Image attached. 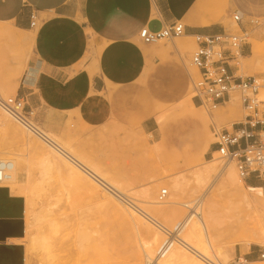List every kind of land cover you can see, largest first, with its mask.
Wrapping results in <instances>:
<instances>
[{
	"label": "rangeland",
	"instance_id": "obj_1",
	"mask_svg": "<svg viewBox=\"0 0 264 264\" xmlns=\"http://www.w3.org/2000/svg\"><path fill=\"white\" fill-rule=\"evenodd\" d=\"M229 23L233 24L232 20ZM262 27L264 19L251 20L247 24L248 37L258 35L254 46L249 39L246 40L251 47L250 54L235 61L239 69L237 75L249 77L262 73ZM230 34H239V29L235 26ZM181 37L154 44L158 50L168 48ZM186 41L187 48L180 54L181 58L170 50L162 58L158 57L154 65L145 68L143 76L136 82L134 96L126 104L129 114L126 121L89 128L69 119L63 128L55 131L38 119L33 120L37 129L47 131L51 137L56 136L71 151L99 169L105 178L138 204L136 206L142 207L148 214L145 217L140 215L142 212L138 208L134 207L135 211L124 205L141 225L126 221L104 204L103 196L107 193L98 183L80 173L88 187L68 177V172L56 160L63 159L56 153H53L49 165L43 164L45 151L51 152L49 147L10 116H4L0 109V158L11 159L17 165L18 186L9 195L19 197L23 209L22 219L0 221L11 222L19 233L16 238L22 240L17 244L24 251V264H168L164 256L156 258L159 247L154 254L153 251L149 254L151 240L147 229L151 227L160 235L162 244L164 236L158 223L172 229L186 216L183 206L195 200H199L200 206L194 215L188 216L187 226L180 235L190 248H208L210 245L208 250L215 256L210 253V256H203L221 264H264L260 258L251 262L237 255L238 250L243 254L250 245L257 250L264 249V178H251L253 186L238 178L241 184L237 189H221L219 174L228 167L236 176L237 173L233 162L226 163L217 153L213 154L215 140L210 132L212 126L230 131L232 123L243 121L244 111L237 94L231 95L228 102L235 101L225 102L212 111L197 108L195 103L196 108L193 107L192 100L186 104V96L189 100L192 97L190 79L197 78V70L190 62L197 45L194 38ZM137 44L144 45L139 40ZM32 49L30 37L13 36L6 28L0 27L1 98L16 96L19 80L33 58ZM152 69H159L160 75L153 77ZM146 112L153 113L150 118L155 121L157 129L154 139L141 131L140 124ZM32 141L43 149L34 147ZM207 167L213 168L212 172L202 186L196 185L195 174ZM176 179L182 184L181 194L170 190ZM163 189L167 196L159 202L158 194ZM144 190L148 191L150 203L141 200ZM170 195L178 203L153 213L156 206H167L164 204ZM3 199L0 195V214L7 213ZM245 199L250 208L245 206ZM208 205L218 219L209 225L201 222ZM31 235L41 237L45 243H39V239L38 245L31 247ZM173 246L182 250L178 245ZM184 253L193 260L190 254Z\"/></svg>",
	"mask_w": 264,
	"mask_h": 264
},
{
	"label": "crops",
	"instance_id": "obj_2",
	"mask_svg": "<svg viewBox=\"0 0 264 264\" xmlns=\"http://www.w3.org/2000/svg\"><path fill=\"white\" fill-rule=\"evenodd\" d=\"M234 12L241 14L240 24L229 23ZM31 14L36 27H30ZM259 19H264V0H0V27L13 36L30 37L33 48L16 96L25 100L35 121L55 131L69 119L89 128L126 121L136 82L158 57L172 50L181 58L187 39L231 33L235 26L245 30L249 21ZM176 22L183 25L184 35L170 47L137 44L142 28L154 32ZM250 50L243 45L241 56ZM229 71L237 75L239 69L230 66ZM151 75L159 76L160 70L152 69ZM152 112L143 115L140 127L154 139ZM246 183L253 186L251 179ZM19 199L7 191V213L0 218L22 219ZM10 238L7 234L0 247L14 253L19 245L9 243ZM258 252L250 245L237 255L254 262ZM20 256L18 264H24L23 249Z\"/></svg>",
	"mask_w": 264,
	"mask_h": 264
},
{
	"label": "built area",
	"instance_id": "obj_3",
	"mask_svg": "<svg viewBox=\"0 0 264 264\" xmlns=\"http://www.w3.org/2000/svg\"><path fill=\"white\" fill-rule=\"evenodd\" d=\"M234 24H240L242 16L239 12L231 15ZM37 19L30 16V27H36ZM184 35V27L176 22L159 31H149L142 28L137 37L142 44L148 45L163 40H170ZM248 33L239 30V34L220 33L212 36H195L197 45L191 57V65L197 70V78L191 81V100L198 108L212 111L228 102L231 95H238L244 111L241 123L233 124L231 130L217 129L212 126L210 132L214 138L212 143L214 152L226 163L233 162L238 178L247 182L251 178H264V67L258 76L242 77L234 75L229 67H237L235 61L242 58L240 48L248 44ZM0 108L8 112L15 122L38 137L42 142L49 141L33 125L34 112L26 108L22 97H0ZM5 166L0 162V182L5 178ZM167 196L165 189L158 194V201L162 202ZM131 206L130 199H121ZM199 207V201L187 203L183 206L186 216L177 222L172 229L158 226L164 236L159 246L156 258L160 259L170 250L171 246L179 245L197 255L186 245L180 235L187 226L188 216L194 215ZM258 257L264 260V249H260ZM206 264H219L202 258ZM158 263V260H156Z\"/></svg>",
	"mask_w": 264,
	"mask_h": 264
},
{
	"label": "bare ground",
	"instance_id": "obj_4",
	"mask_svg": "<svg viewBox=\"0 0 264 264\" xmlns=\"http://www.w3.org/2000/svg\"><path fill=\"white\" fill-rule=\"evenodd\" d=\"M257 21V20H256ZM264 28L262 27L260 30L262 31ZM260 31V32H261ZM264 32V31H263ZM262 33V32H261ZM257 34V33H255ZM263 34V33H262ZM258 35V34H257ZM257 35H253L251 38L250 36L248 37V41L251 45L254 46L256 40H257ZM261 35V34H260ZM188 41L190 40L187 39ZM180 43V42H179ZM178 44V43H177ZM182 44V43H181ZM183 45V44H182ZM183 47V46H182ZM186 47V46H185ZM180 51V50H179ZM183 51V50H182ZM243 59V57H242ZM189 96H186L185 98V102L186 104L189 103ZM235 101V99H232L230 102ZM228 102V103H230ZM192 105V104H191ZM187 106V105H186ZM183 107V106H182ZM184 108V107H183ZM198 108V107H197ZM1 109V108H0ZM177 109L179 111H181V106H178ZM2 112L5 115H8V112H6L5 110L1 109ZM182 112V111H181ZM206 114H208L207 112H204ZM11 117V116H10ZM12 118V117H11ZM13 119V118H12ZM14 120V119H13ZM19 124V123H18ZM234 123L231 124L230 128L232 127ZM21 125V124H19ZM32 125L35 127V125L32 123ZM22 126V125H21ZM23 127V126H22ZM25 129V127H23ZM36 128V127H35ZM37 129V128H36ZM27 130V129H26ZM39 130V129H37ZM28 131V130H27ZM45 137L46 139L49 141V143L45 142V144L47 145V147H49L50 151H45L42 162L43 164L49 165L50 164V160L51 157L53 158V153H56L57 155H59L60 157H62L63 160L56 158L57 161H59V164L62 165V167L68 172L67 175L68 177L71 176L72 179H74L77 183L83 185V186H89L88 182L86 181L85 178H83L80 174L84 175V177L90 179L91 181H94V183H98L99 187H102L103 190L107 193L106 195L103 196V202L104 204H106L108 207H111L114 212L120 214L122 216L123 219H125L126 221H133L134 223H138L139 225H141V222L135 218L133 216V214L126 208L129 207V209H133L135 211H137L134 207L138 208L142 213H140L139 211L137 212L138 214L140 213L141 216L145 217V214H147L144 210H142V207H138L136 205V203H133L130 199V201L133 203V205L128 206L126 205L124 202H122L121 199L126 198L129 199V196H127L126 194H124L122 192V190L117 187L112 181L108 180L107 178H105L102 173L99 171V169H97L96 167H94L92 164H90L84 157L76 154L75 152L71 151L69 149V147L65 144L60 142V140H58V138L55 137H51L49 136L50 134L47 135V131L46 133L44 131L39 130ZM30 132V131H29ZM31 133V132H30ZM26 141V140H25ZM44 143V142H43ZM32 144L34 147H40L41 149H43L37 142L32 141ZM26 146V145H25ZM28 146V145H27ZM1 156V155H0ZM0 162L5 166V178L2 182H0V187H4L7 189L8 193L9 192H13L14 189L18 186L17 183V175H18V169H17V165L15 163V161L11 160V159H6V158H0ZM18 163V162H17ZM212 166V165H211ZM206 169H209L208 167L205 168L202 172L198 171L199 173L195 174V178L194 179L195 184L198 183L200 186H202L207 177L210 175V173L212 172V169H209L208 171H206ZM219 171V170H218ZM80 173V174H79ZM218 175V174H217ZM219 177L221 179L220 181V185L219 187L221 189H229V190H233V189H237V186L241 184V181L238 179V177L236 176V174L234 173L233 169L231 167L226 168L223 172H221L219 174ZM69 179V178H68ZM219 180V178H218ZM216 183V182H215ZM20 185V184H19ZM197 185V184H196ZM22 186V185H21ZM170 190L173 192H180V194L182 193L181 190L182 189V184L179 180H174L172 182V185H170ZM148 191L144 190L143 192H141V196L143 200L142 202H146V203H150V197L149 195H147ZM138 195V194H137ZM4 198V197H3ZM113 199V200H112ZM172 199V200H171ZM135 200V198H134ZM137 200V199H136ZM2 201V200H1ZM117 201L120 205H122V208L117 204ZM199 201V200H198ZM131 203V204H132ZM155 205H157V203L153 202ZM177 201H173L172 196L170 195V197L168 198V200L165 202L164 205L167 206H156L153 209V213L157 214L159 212L164 211L165 209L168 208V206L177 204ZM101 204V203H100ZM245 206L247 208H250L248 201L245 199ZM252 204V203H251ZM126 207H125V206ZM200 206V204H199ZM125 207V208H123ZM199 208V207H198ZM208 211L207 214L205 216L204 219H202V224H207L209 225L211 222H217V217L214 213L211 212L210 208L211 206L208 205L207 206ZM254 208V207H253ZM197 211V210H196ZM30 213V212H29ZM144 214V215H143ZM148 215V214H147ZM12 217V216H11ZM27 217V215H26ZM3 219V218H0ZM33 219V218H32ZM140 219V218H139ZM37 221V220H36ZM6 222V221H5ZM144 221H142L143 223ZM157 222V221H156ZM11 223V222H10ZM24 223H25V216H24ZM158 223V222H157ZM147 224V223H146ZM134 225V224H133ZM144 225V224H143ZM159 226H162L161 224L158 223ZM148 226V224L146 225ZM134 227V226H133ZM149 228V227H148ZM159 228V227H158ZM167 229V228H166ZM26 233V229L24 228L23 234ZM147 233L148 236L151 240V243L149 245L150 249H149V254L151 255L152 251L154 254V250H156L162 240V237L160 238V235L158 236V234L153 231L150 227V229H147ZM11 236V238L8 240L11 244L13 245H19L17 244L19 241L21 242L22 240L15 238L19 233L15 231L14 226H12L11 224L8 223H4L3 221H0V242L3 241V239L5 238L6 235ZM160 234V233H159ZM29 235V234H28ZM15 236V237H14ZM14 237V238H12ZM36 236L34 235L32 237L29 238V244L31 247H33L34 245H38V240L39 243L40 242H44V239H42L41 237L39 238H35ZM182 239V238H181ZM24 241V240H23ZM182 241L187 244V241L183 240ZM23 243V242H22ZM174 245V244H173ZM171 246L170 250L167 252L166 255H164V261L168 264L172 263V264H206L204 260H202V258L208 259L205 256H210V253L208 249H210V245L208 246V248L205 246L203 248L198 247L197 249H191L193 251H195V254H193L192 252L188 251L187 249H185L184 247H181L182 250H184V252H186L187 254H190L193 257V260H190L189 257L182 252V250H179L178 248H176L175 246ZM41 247V245H39ZM179 246V245H178ZM190 247V245H188ZM15 250L14 253H10V251L8 249H5L3 247H0V264H18L21 260H20V253H21V246H14ZM198 251H203L205 253H200ZM211 251V250H210ZM210 253V254H209ZM205 255V256H203ZM213 256L214 253L212 254ZM24 262H25V257L23 258ZM197 259V260H194ZM224 259V258H223ZM209 260V259H208ZM217 263H219L216 260H213ZM225 261V260H224ZM242 262H246L245 260H242ZM221 264V263H219Z\"/></svg>",
	"mask_w": 264,
	"mask_h": 264
},
{
	"label": "water",
	"instance_id": "obj_5",
	"mask_svg": "<svg viewBox=\"0 0 264 264\" xmlns=\"http://www.w3.org/2000/svg\"><path fill=\"white\" fill-rule=\"evenodd\" d=\"M6 193V194H5ZM0 195L2 196V198L7 195V190L6 189H0Z\"/></svg>",
	"mask_w": 264,
	"mask_h": 264
}]
</instances>
